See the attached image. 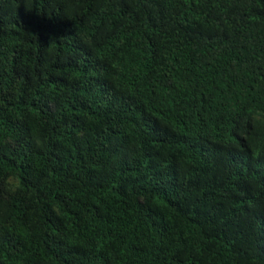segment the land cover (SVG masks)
<instances>
[{
  "label": "trees",
  "instance_id": "trees-1",
  "mask_svg": "<svg viewBox=\"0 0 264 264\" xmlns=\"http://www.w3.org/2000/svg\"><path fill=\"white\" fill-rule=\"evenodd\" d=\"M0 264H264V0H0Z\"/></svg>",
  "mask_w": 264,
  "mask_h": 264
}]
</instances>
